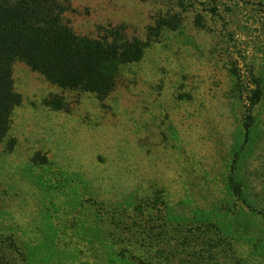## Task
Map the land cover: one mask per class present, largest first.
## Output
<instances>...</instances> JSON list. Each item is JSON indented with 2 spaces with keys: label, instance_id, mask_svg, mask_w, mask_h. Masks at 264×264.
Instances as JSON below:
<instances>
[{
  "label": "rangeland",
  "instance_id": "obj_1",
  "mask_svg": "<svg viewBox=\"0 0 264 264\" xmlns=\"http://www.w3.org/2000/svg\"><path fill=\"white\" fill-rule=\"evenodd\" d=\"M70 2L66 20L79 36L121 28L149 46L104 100L15 64L22 102L0 143V256L110 264L114 237L135 236L148 217L140 208L151 203L155 221L164 205L183 221L169 243L157 235L177 255L170 264H264L246 237L218 246L209 242L214 231L196 224L204 212L222 218L230 209L236 223L264 235V0ZM166 22L176 29L160 31ZM235 169L252 221L228 188ZM101 214L118 226L99 224Z\"/></svg>",
  "mask_w": 264,
  "mask_h": 264
},
{
  "label": "trees",
  "instance_id": "obj_2",
  "mask_svg": "<svg viewBox=\"0 0 264 264\" xmlns=\"http://www.w3.org/2000/svg\"><path fill=\"white\" fill-rule=\"evenodd\" d=\"M71 10L70 0H0V143L7 138L13 113L22 102L13 79L18 61L26 63L61 89L95 94L104 100L114 92L124 67L144 57L149 44L139 39L130 40L121 28H110L99 39L79 36L66 20V14ZM164 27L176 29L174 24L166 22L159 26L160 31ZM257 93L255 104L262 97L260 90ZM51 105L62 107L58 101ZM252 126L250 123L245 126L247 136ZM228 184L230 194L240 203L236 206L240 215L246 221H252L256 212L248 201V189L238 170L231 171ZM164 206V211H160L162 219L155 221L156 206L143 204L140 209L148 214L147 220L133 228L135 236L122 232L114 237V244L108 249L110 264H170L176 259L173 249L161 248L157 235L162 234L161 238L169 243L172 233L183 230V221L170 207ZM225 211L229 216L222 218L204 212L210 216L202 217L203 220L196 223L197 230H213L215 234L209 242L218 246L221 239L234 241L246 237L257 253H264V235L253 233L248 224L236 223V213L230 209ZM98 222L108 225L109 230L118 226L116 221L109 222L103 214L99 215ZM160 230L153 237V233ZM147 241L151 244L148 250L145 249ZM34 258L29 251L24 264H34ZM0 264L16 262H12L9 255L2 254Z\"/></svg>",
  "mask_w": 264,
  "mask_h": 264
}]
</instances>
